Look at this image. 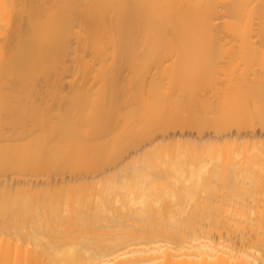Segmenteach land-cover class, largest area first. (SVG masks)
<instances>
[{"label": "bare ground", "instance_id": "bare-ground-1", "mask_svg": "<svg viewBox=\"0 0 264 264\" xmlns=\"http://www.w3.org/2000/svg\"><path fill=\"white\" fill-rule=\"evenodd\" d=\"M263 46L264 0H0V264H264V212L223 208L264 199ZM41 93L120 107L12 104ZM103 122L118 136L82 130ZM90 157L115 165L83 174ZM153 158L166 180L135 165Z\"/></svg>", "mask_w": 264, "mask_h": 264}, {"label": "rangeland", "instance_id": "rangeland-1", "mask_svg": "<svg viewBox=\"0 0 264 264\" xmlns=\"http://www.w3.org/2000/svg\"><path fill=\"white\" fill-rule=\"evenodd\" d=\"M222 48H224V47H221V49ZM263 48H264V46H263ZM222 50L220 52H218L220 55H218V53H217V56H221L222 55L221 53L224 51V50L223 51ZM260 53H261V55H260ZM227 55H233V53L231 54L230 52H227ZM235 56H237V54H235ZM253 56H255V59L251 58V62H250V63H253V64H250L251 66L253 65V67H252V70H250L248 72V75H250V76H257L260 79L262 78V80H264V70L260 69L261 65H259L261 63H262V65L264 64V49L262 51H260V52L254 53ZM261 57H262L263 60L260 59ZM171 61H172V59L169 58V59H167V61L165 62V64H170V63H172ZM236 62H240V59H237ZM125 73H127V70L125 71ZM128 74L132 76V73L129 72V71H128ZM25 96H28V97L26 98ZM130 97H132L131 91H129L127 93V95H126V98H128L129 100L131 99ZM12 104L16 108H22L24 106L26 108L27 107L29 108V106L31 104H33V106H40L41 108H43L42 109L43 111H45V107L46 106H49L50 107L49 108V111L50 112H56V109H66V108L69 107L73 112L78 111V109H80L83 113L90 112L92 114L93 113L94 114L95 113L101 114V113L108 112V111H115L118 107H120V104H119L118 101L117 102L115 101L113 103H108V102L107 103H99V102H92V101H90V99H88L87 101H82L80 103H77V102L69 101L67 98H65L64 100H61L58 97V95H56V94H46V93L31 94V95H22V96H20V99L13 100L12 101ZM187 120H190V119L188 118ZM11 122H12V120H11ZM16 125H18V124H16ZM220 125H221L220 122H218V121L216 122V121H212V120L210 122L206 123V125L204 126V130H203L202 136L203 137H208V136L213 137L215 135V131L219 128ZM109 126H110V124L107 123V122H103V123H99V124L88 123V124H86V125H84L82 127V130L83 131H89V132H95V133L96 132H103V133L105 132L106 133L105 139H110V138H113V137L118 136L119 133H115V132H119V130H115L114 132L113 131L109 132V130H110L109 129ZM27 128H31V129L34 128L35 129V124L33 122L32 123H29L27 125ZM117 128H119V127H117ZM14 129H16L15 131H17V132L20 130V128H18V127L14 128ZM8 130H12V127L9 128ZM243 130L246 131V133H244V134L249 133L248 126L245 127V128H243ZM224 132L225 131L223 130L222 133H224ZM255 132L257 134H259L260 130L257 128ZM175 133L177 135H179V130H175ZM169 134H171V133H169ZM183 134H184V137L185 138L186 137L187 138H191V137L198 136L197 133L195 132V130H191L190 128L184 129L183 130ZM157 137H158V139H157ZM155 138H156L155 140H159V139H161V135L159 134V136H158V134H157L155 136ZM130 139H133V137L131 136ZM147 145H148V142H145L142 145L138 146L137 149L135 148V150H137V151H138V149L140 151L145 150L144 148H146ZM133 156L135 157L136 155L133 154ZM187 157L188 156H184V159H187ZM127 160H129V157H128V159H127V157L122 158V160L119 159L116 162V164L117 165H123L126 162H128ZM155 160H157V159L156 158H153L150 161L145 162V163H143V160H140V161L138 160V162H136L135 165L136 166L143 165V167H144L143 168V172H144L146 178H148V180H150V181H157V180L158 181H163V180H166L168 177L165 176V174L157 171L154 167H152L151 162L152 161L155 162ZM167 160H168V158H167ZM100 161L102 162L101 158L100 159H96L95 158L93 160L92 157H90L83 164V168L81 169V172L83 174L84 173H87L88 175H90V174H97V173H99L101 171H105V170L107 171L109 168H112L115 165V164L110 163V165H105L104 167L98 169L95 165H96L97 162H98L97 164H101ZM132 165L133 164H130V167ZM21 167L23 168V170L18 171L14 175H18L19 176V178H20L19 181L26 180V179L27 180H31V184L33 185V187L35 186V184H37L35 186L36 188L44 187V185H45L44 184L45 179L53 180L54 172L48 166L43 167L42 169H27V168H25L22 165H21ZM63 176L65 178H67L68 177V173L67 172H64L63 173ZM129 176H131V179L129 181L134 186H136V184L139 185L140 183L148 185V180H145L144 177L139 176L137 173H135V175H133L132 173H130ZM169 179L171 180V178H169ZM15 182L16 181H14V184H15ZM20 183L23 184V181H21ZM262 196L263 195L258 196V197H255V198H258V200H255V198L252 199L251 197L250 198L246 197V198H244V201H241V202H238L236 200L229 199L226 202V204L225 203L223 204V206H224L223 208L226 209V211L224 212V214L226 213V215H228L229 213H231V216H233V214L235 215V212L234 211L235 210H239V209L241 211L244 210L243 212H245L246 214L251 213V212H255V213L256 212H260V210L264 212V199H263ZM250 199L255 200V201H252ZM184 204H186V203H184ZM193 204H194L193 202L187 203L186 208L189 209V206H193ZM250 208H252V209L250 210ZM249 210L251 212H248ZM62 224H64V223H62ZM62 226L63 225H61V227ZM68 226H70V225H68ZM61 227H59V225H58V228H61ZM74 228H76V226L73 227L71 229V231H73ZM76 229H78V228H76ZM233 240L235 241L236 244L239 243L238 236H235L233 238Z\"/></svg>", "mask_w": 264, "mask_h": 264}]
</instances>
